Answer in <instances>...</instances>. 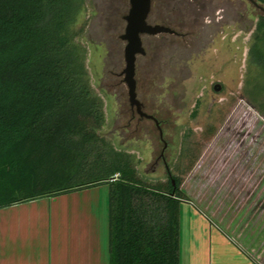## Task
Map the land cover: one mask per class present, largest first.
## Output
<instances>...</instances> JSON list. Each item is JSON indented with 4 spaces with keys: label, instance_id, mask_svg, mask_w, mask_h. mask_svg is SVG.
I'll return each mask as SVG.
<instances>
[{
    "label": "rangeland",
    "instance_id": "obj_1",
    "mask_svg": "<svg viewBox=\"0 0 264 264\" xmlns=\"http://www.w3.org/2000/svg\"><path fill=\"white\" fill-rule=\"evenodd\" d=\"M203 2L204 12H192L185 39L142 37L150 57L137 58V99L157 119L162 137L151 120H131L119 75L125 66L119 36L129 0H85L74 29L82 30L78 40L87 52L89 83L102 101L99 134L131 154L147 182L166 179L165 166L173 175L182 171L188 201L250 259L264 264V116L247 98L255 95L264 106V81L248 57L261 12L247 0ZM68 194L18 210L48 219L58 208L66 211L77 203L80 193ZM261 208L263 226H254ZM8 214L1 211L0 219ZM207 256L198 263L217 264L216 254Z\"/></svg>",
    "mask_w": 264,
    "mask_h": 264
},
{
    "label": "trees",
    "instance_id": "obj_2",
    "mask_svg": "<svg viewBox=\"0 0 264 264\" xmlns=\"http://www.w3.org/2000/svg\"><path fill=\"white\" fill-rule=\"evenodd\" d=\"M203 1L152 0L147 21L174 31L160 36L185 39ZM84 4L0 0V209L107 185L109 264H180L183 172L165 166L166 179L147 182L131 154L99 134L102 101L89 83L82 30L74 29ZM248 57L264 81L263 13ZM247 98L264 116L258 97Z\"/></svg>",
    "mask_w": 264,
    "mask_h": 264
},
{
    "label": "crops",
    "instance_id": "obj_3",
    "mask_svg": "<svg viewBox=\"0 0 264 264\" xmlns=\"http://www.w3.org/2000/svg\"><path fill=\"white\" fill-rule=\"evenodd\" d=\"M73 193H80L77 203L48 219L18 210L45 198L0 209L9 213L0 219V264H109L108 186ZM179 210L180 264H197L207 254L209 259L216 254L217 264H258L193 203L181 201ZM262 222L261 208L254 226Z\"/></svg>",
    "mask_w": 264,
    "mask_h": 264
},
{
    "label": "water",
    "instance_id": "obj_4",
    "mask_svg": "<svg viewBox=\"0 0 264 264\" xmlns=\"http://www.w3.org/2000/svg\"><path fill=\"white\" fill-rule=\"evenodd\" d=\"M261 13L264 14V7L254 0H247ZM152 0H129V9L123 17L125 21L124 32L119 39L125 43L123 49V58L125 66L120 75L123 76V82L127 87L128 103L130 108L135 109L140 117L154 121L162 137L159 124L154 117L145 114L141 110V103L137 99L136 80H135V63L138 56L146 54L142 43L143 36H158L161 34H174V31L162 25L149 24L147 18L150 13ZM220 86L215 85L214 90L218 91Z\"/></svg>",
    "mask_w": 264,
    "mask_h": 264
},
{
    "label": "flooded vegetation",
    "instance_id": "obj_5",
    "mask_svg": "<svg viewBox=\"0 0 264 264\" xmlns=\"http://www.w3.org/2000/svg\"><path fill=\"white\" fill-rule=\"evenodd\" d=\"M214 18V17H213ZM220 20H222V17L220 16ZM217 23H220L219 21L217 22ZM146 55V54H145ZM144 55V56H145ZM139 57V56H138ZM137 57V58H138ZM137 60V59H136ZM136 88H137V83H136ZM137 94V93H136ZM139 100V99H138ZM140 101V100H139ZM140 103H141V110H142V112H144L145 114H147V115H150V116H152L151 114H149V113H147L145 110H144V104H143V102H141L140 101ZM131 109V120H134V119H136V120H138V121H141V120H149V119H146V118H143V117H140V115H138L137 113H136V111H135V109H132V108H130ZM152 117H154V116H152ZM154 119H156L155 117H154ZM152 121V120H151ZM157 121V120H156ZM153 123H154V121H152ZM155 124V123H154ZM156 126V125H155Z\"/></svg>",
    "mask_w": 264,
    "mask_h": 264
}]
</instances>
